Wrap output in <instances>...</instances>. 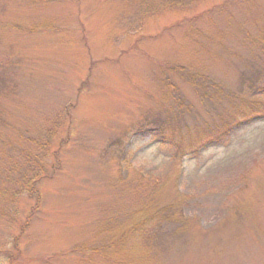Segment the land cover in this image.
Returning a JSON list of instances; mask_svg holds the SVG:
<instances>
[{
	"label": "rangeland",
	"instance_id": "1",
	"mask_svg": "<svg viewBox=\"0 0 264 264\" xmlns=\"http://www.w3.org/2000/svg\"><path fill=\"white\" fill-rule=\"evenodd\" d=\"M0 264H264V0H0Z\"/></svg>",
	"mask_w": 264,
	"mask_h": 264
},
{
	"label": "trees",
	"instance_id": "2",
	"mask_svg": "<svg viewBox=\"0 0 264 264\" xmlns=\"http://www.w3.org/2000/svg\"><path fill=\"white\" fill-rule=\"evenodd\" d=\"M202 79L203 78H196L195 83H193V84H195V85L201 84L202 85V83H204L201 81ZM253 110H255V109H252L251 111H253ZM142 125L153 126L154 128L157 129L158 134L160 136H163V137L165 136L164 126L166 125V122L164 121V119H161V117H159L157 119H152L150 121H148L146 119V121H144V124H142ZM34 183H35V181H31V180L29 182H25L23 184V188H21L20 191H25L29 195H36V194L38 195L37 190L35 189L34 185H31ZM179 209H180V202H176V203H173L172 205H169L165 210H163L161 212L165 213V211H166V213L167 212L172 213V217H177V216L182 215L181 210H179ZM145 221H147V220L145 219Z\"/></svg>",
	"mask_w": 264,
	"mask_h": 264
}]
</instances>
